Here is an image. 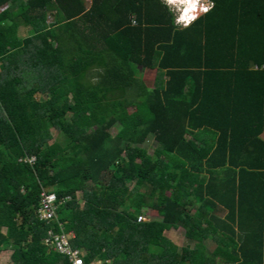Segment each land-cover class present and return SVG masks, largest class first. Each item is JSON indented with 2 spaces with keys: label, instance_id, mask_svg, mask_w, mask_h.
Masks as SVG:
<instances>
[{
  "label": "trees",
  "instance_id": "16d2710c",
  "mask_svg": "<svg viewBox=\"0 0 264 264\" xmlns=\"http://www.w3.org/2000/svg\"><path fill=\"white\" fill-rule=\"evenodd\" d=\"M207 1L181 28L160 0H0L12 264H70L49 230L84 264H264V0ZM42 193L56 196L49 222ZM144 209L159 219L137 221Z\"/></svg>",
  "mask_w": 264,
  "mask_h": 264
},
{
  "label": "rangeland",
  "instance_id": "374dc122",
  "mask_svg": "<svg viewBox=\"0 0 264 264\" xmlns=\"http://www.w3.org/2000/svg\"><path fill=\"white\" fill-rule=\"evenodd\" d=\"M178 1H179V0H170V2L176 4L177 9H180V5H181V6H186V5H187L186 8H188V11H189V8H191V7L193 6L192 4H193V1H194V0H190L191 3H188V1H186V0H182L181 2H178ZM185 1H186V2H185ZM84 3H85V7H86V8H89L90 3H91V0H84ZM183 3H184V4H183ZM185 3H186V5H185ZM162 4H163V5H164V6L170 11V13L172 14V16H173V18H174V17H175V16H174V14H175V10H174L173 8L169 7V6H166L164 3H162ZM178 4H179V5H178ZM186 8H185V10H186ZM185 10L183 11L184 13L186 12ZM51 20H52L51 15L47 16V23L51 22ZM19 34H20L21 36L26 35V29H24V28H20V30H19ZM140 73L143 75V78H144L145 83H146L148 86L152 87V85H153V81H154V77H155L154 72H150V73H148L147 71H144V70H141V69H140ZM36 97L39 98V99H42V98H40L41 96H39V95H37ZM116 129H117L116 126L113 127V128H111V129L108 131V132H109V135H110V136H114L115 133H116V131H117ZM55 140H57L59 143L62 142L61 136L56 137ZM142 147H143L144 149H146L147 152H148L149 154H152V153H153V150H154V147H155L152 137H150V138L145 142V144H143ZM12 156H15L16 158L18 157L19 159H20V158H21V159L25 158V156L22 155V153H20V152L17 151V150H15V151H9V157H12ZM118 162H119V161H118ZM132 186H133L132 183H131V184H130V183L128 184V188H129V189L132 188ZM78 197H80V194H78ZM139 215L142 216L141 222H142V221H145V220H154V219H157V220H158V219H159L158 216H157V214H156V212L151 211V210H149V209H144V210L142 211V213H140ZM182 234H183V231L180 230V229H179V230H176V231L171 230V231H169V232L167 233V236H168V238H169L170 240H172V242H174L175 245H177V246L180 247L181 244H182V242H183V240H182V238H181ZM11 254H12V249H9V250H7V251L2 252V253L0 254V264H12L11 261H10V256H11ZM96 264H99V263H96Z\"/></svg>",
  "mask_w": 264,
  "mask_h": 264
},
{
  "label": "built area",
  "instance_id": "2783aa9c",
  "mask_svg": "<svg viewBox=\"0 0 264 264\" xmlns=\"http://www.w3.org/2000/svg\"><path fill=\"white\" fill-rule=\"evenodd\" d=\"M208 9L211 7V4L207 6ZM32 161V159L30 160ZM55 201L56 196L54 194H41V202L37 209L38 219L44 222H49L55 219ZM142 216H138L137 221L141 222ZM70 234L65 233H53L49 230L46 234V237L43 239V244L57 252L58 254L64 255L68 258L70 264H84L83 254L81 250L72 249L70 247ZM95 264V263H92Z\"/></svg>",
  "mask_w": 264,
  "mask_h": 264
},
{
  "label": "clouds",
  "instance_id": "9594fccd",
  "mask_svg": "<svg viewBox=\"0 0 264 264\" xmlns=\"http://www.w3.org/2000/svg\"><path fill=\"white\" fill-rule=\"evenodd\" d=\"M160 1L164 3L166 6H169L175 10L174 23L175 25L181 28L188 27L190 24H192L195 21L197 17L206 13L210 9V8L208 9L207 6H209L210 4L212 5V3L208 2L207 0H194L193 6L189 8L188 15H187L188 17L184 18L183 11L185 10L187 5L186 6L180 5V9H177L176 4L170 2V0H160Z\"/></svg>",
  "mask_w": 264,
  "mask_h": 264
},
{
  "label": "bare ground",
  "instance_id": "6f19581e",
  "mask_svg": "<svg viewBox=\"0 0 264 264\" xmlns=\"http://www.w3.org/2000/svg\"><path fill=\"white\" fill-rule=\"evenodd\" d=\"M181 1H182V0H179L178 2H181ZM186 1H188V3H191L190 0H186ZM186 1H185V2H186ZM183 4H184V3H183ZM185 5H186V3H185ZM192 5H193V4H192ZM185 11H186L185 13L183 12V17H184V18H185V17H188V16H187V15H188V8H186ZM186 19H188V18H186Z\"/></svg>",
  "mask_w": 264,
  "mask_h": 264
},
{
  "label": "crops",
  "instance_id": "0c3cea01",
  "mask_svg": "<svg viewBox=\"0 0 264 264\" xmlns=\"http://www.w3.org/2000/svg\"><path fill=\"white\" fill-rule=\"evenodd\" d=\"M147 72H148V73H150V72H152V71H150V72H149V71H147ZM154 75H155V74H154ZM142 76H143V75H142ZM173 231H174V230H173ZM173 243H174V242H173ZM178 247H179V246H178Z\"/></svg>",
  "mask_w": 264,
  "mask_h": 264
}]
</instances>
